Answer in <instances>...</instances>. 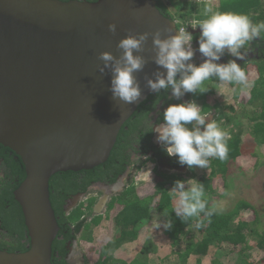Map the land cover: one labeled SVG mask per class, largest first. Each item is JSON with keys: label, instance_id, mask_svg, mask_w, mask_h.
<instances>
[{"label": "water", "instance_id": "95a60500", "mask_svg": "<svg viewBox=\"0 0 264 264\" xmlns=\"http://www.w3.org/2000/svg\"><path fill=\"white\" fill-rule=\"evenodd\" d=\"M109 23L116 24L115 33ZM157 29L161 39L178 32L156 0H0V144L24 167L13 196L29 240L24 252L0 249V264H52L59 227L49 199L50 177L104 163L122 125L155 94L147 79L166 74L155 63L149 35L142 50L134 51L145 59L133 73L141 97L126 104L112 98L113 73L99 71L98 54L109 51L119 58V39Z\"/></svg>", "mask_w": 264, "mask_h": 264}, {"label": "trees", "instance_id": "16d2710c", "mask_svg": "<svg viewBox=\"0 0 264 264\" xmlns=\"http://www.w3.org/2000/svg\"><path fill=\"white\" fill-rule=\"evenodd\" d=\"M167 2L170 6L175 7L176 10L172 12L168 8L169 5L167 6ZM156 5L165 16L177 20V28H188L191 24L196 23L197 20L203 18V10L206 4L181 0H167L166 2L156 0ZM215 10L246 14L254 23L264 21V0H218V6ZM191 34L194 42L199 39V31ZM257 45H259V52H255L258 53V56L248 60V65H252L247 66V68L242 67L246 74L247 83L239 85L240 87H236L233 90L234 106H236L233 107L227 102L221 105V99L218 100V98L210 100V104L202 103L203 112H215L213 114L217 116L216 118L214 116V120L219 125L222 123L223 127L221 126V128L230 135V139L227 140L228 158L223 161L210 158V166L207 169L201 168L202 171L206 170L207 173L203 174L202 172L199 176H196L194 168L189 169L186 165H183L184 173L179 169L174 171L162 170V168L159 169L158 165H155L151 170L157 180L151 195L143 198L139 197L135 194V188L131 182L123 191L115 195L116 197L121 195L122 198V200L119 198L120 200L117 202L119 205L113 203L111 207L112 209L115 206H120L119 211L115 214V219L117 220V234L115 236L123 235L126 229H132L136 235L143 225L149 226L153 234V242H150L151 239L147 238L150 249H144V251L148 255L154 251L157 253L158 249L167 246L169 248V256L172 258L171 262L164 263V256L160 257L158 264H189L190 260L195 261V264H201V259L206 256L211 246H216L219 250L224 251L228 249V253L232 252L234 255L233 264L260 263H253L249 260L250 253L247 241L251 237L256 239V247L264 250V227L263 223L260 222V218H264V215L259 216L253 211L254 216L250 220L242 217L238 218L243 209H253V205L247 200L235 199L233 207L226 211H219L210 218H205L201 214L200 219L203 222L201 227L196 228L197 218L182 221L175 215L172 208L175 206L176 198L170 195V189L174 186V182L177 179L186 181L184 176L186 174L195 178L196 182L203 184L206 197L211 205L216 203V198L230 193L231 185H228V183L231 184L228 176L229 168L232 163L238 162L239 157L246 158L243 162L246 165L249 163L248 166L252 165L253 168L258 166L260 157L264 155V151L258 149L260 144L264 145V34L260 38L251 41L241 51ZM195 47L198 48V45ZM224 56H229V54L225 52ZM193 61L198 64L197 60L193 59ZM234 85L230 84L232 89ZM168 90L171 89L161 90L159 94L149 95L137 106L133 114L120 128L110 155L104 163L87 170L56 172L50 177L49 199L59 227L51 246L52 264H71L65 259L67 241L74 240L76 235L85 229L90 230L92 227L91 222L94 221V218H98V216H94L89 220L95 196L92 197L91 195L87 199L84 208L79 205L69 211V213H66L64 206L66 199L78 193H93V190L90 191L88 188L95 181L113 183L118 175L124 173L128 164L131 163L129 160L131 155L125 154V151L132 143L131 135L137 136L135 133H142L143 136L139 135V137L145 141V149H155V151H158L159 158L168 157L164 147L156 149L151 142V131L149 129L145 131L141 126V120L154 109V105L161 99L167 98ZM148 101L151 102L148 103ZM166 103L167 107L169 104L179 102L169 99ZM162 113L163 111L158 110V121L162 120ZM220 118H222L221 121H219ZM244 120L250 123L245 124ZM245 132L246 134H244ZM243 134L245 137L250 135L248 137L252 138L246 139ZM249 140L255 143V149H258V151L247 152L245 147ZM14 156V152L0 144V157L3 158L5 165L10 170V175L6 174L5 177L0 178V220L1 227L15 239V243L11 241L5 247L7 248L6 250L8 252H24L28 249L29 240L21 207L15 201L13 191L23 180L25 172L20 158L17 156L15 158ZM167 162L174 166L180 165L175 156L169 157ZM151 163V159L139 162L135 159L132 162L133 169L135 168L138 171L141 170V167H147V164ZM157 167L158 171L156 170ZM129 174L131 178L134 175ZM127 195L129 196L126 197ZM165 219L172 221V228H157V224ZM120 220L123 222L121 223ZM127 224L130 226L127 227ZM133 239L131 240L133 241ZM126 241L128 242L129 240L126 239ZM110 243L102 245L101 250L104 252L98 255L94 264L116 263L113 260L112 251L109 250ZM118 243L119 245L117 244L116 248L123 244L120 241ZM5 245L4 241H0V249L3 250L2 246ZM148 245L146 249H148ZM224 245H226L225 249L222 248ZM215 260L212 261L213 264H217ZM261 260L264 261V257ZM139 264H147V261L144 260Z\"/></svg>", "mask_w": 264, "mask_h": 264}, {"label": "clouds", "instance_id": "9594fccd", "mask_svg": "<svg viewBox=\"0 0 264 264\" xmlns=\"http://www.w3.org/2000/svg\"><path fill=\"white\" fill-rule=\"evenodd\" d=\"M174 21L176 24L177 20ZM107 27L110 32H116L115 23H109ZM165 31L171 32L172 29ZM198 31L199 39L194 42L191 33ZM262 34L264 21L254 23L246 14L221 12L211 6H205L202 19L188 28L178 27V32L165 39H161L159 29L151 34L129 33L117 43V47L122 50L121 56L117 58L109 51H101L98 59L103 65L97 67L100 72L105 68H111L113 75L110 91L114 100L126 104L137 103L141 97V89L133 73L143 68L145 59L140 55H134V51H141L142 45L151 35L156 49L155 63L165 68L166 74L157 72L155 80L147 79V86L157 94L170 88L171 98L179 100V103L169 104L164 108L163 122L154 128L151 125L149 131L157 134L158 145L164 147L168 156H175L180 165H186L189 169L193 167L207 169L210 166V158L221 161L228 158L227 140L230 139V135L214 120L215 112H203L202 102L188 99L187 95L208 91L205 82L215 79L218 82L216 84L212 82L210 87L224 86V90L229 91L227 93L234 102L233 90L247 83L242 67L247 68L249 61L240 66L235 59L220 63V58L227 52L229 56L243 59L241 50ZM197 45V50L204 57L203 62L199 64L193 61L197 60L195 57L198 53L195 47ZM230 84L236 86L234 85L232 89ZM217 91L216 88L214 94ZM214 94L207 96L213 100L214 97L211 98V95ZM185 97L189 101L181 102L180 99ZM186 181L177 179L170 189V195L176 198L172 211L182 221L197 218L195 227L199 228L203 222L200 219L201 214L205 218H210L222 211V207L216 203L209 204L202 183L191 178ZM172 226L169 219L157 224V228L164 229H170Z\"/></svg>", "mask_w": 264, "mask_h": 264}, {"label": "rangeland", "instance_id": "374dc122", "mask_svg": "<svg viewBox=\"0 0 264 264\" xmlns=\"http://www.w3.org/2000/svg\"><path fill=\"white\" fill-rule=\"evenodd\" d=\"M166 2L167 0H162ZM184 2H201L203 4H206L205 6H211L214 10L218 6V0H181ZM167 2V6H168ZM170 10L175 11V7H172L169 5L168 7ZM252 65V64H250ZM249 65V66H250ZM214 82L215 84L218 82V80H210L206 81L205 84L208 87V91L204 93H189L187 96L191 97L194 101H201L202 103L210 104L211 101L208 98L207 94H214L215 89L217 88V93L214 95H211V98H219L221 99V105H223L224 102H227L228 104L234 106V102L229 97L230 94L229 91L224 90L225 87H216V85H213L214 87H210L211 83ZM215 88V89H214ZM228 92V93H227ZM172 97V95H171ZM175 98V97H173ZM214 104V103H213ZM212 104V105H213ZM215 107V106H214ZM239 108V107H238ZM222 111V110H221ZM222 118L219 119L221 121ZM245 124H249L247 120H244ZM222 127L223 124L221 123ZM246 134V132L244 133ZM243 134V136H244ZM250 135H247L245 137L246 139H250L252 137H248ZM247 142V141H246ZM262 145V146H260ZM258 146V149H262L264 151V145L260 144ZM255 143L252 140H249L247 143V146L245 149L247 152H254L258 151V149H255ZM263 153V152H262ZM246 158L239 157L238 162L232 163L229 168L228 176L230 177L231 184L228 183V185H231L230 193L226 196H220L219 198H216V204L222 207V211H226L227 209H230L233 207V202L235 199H245L247 200L251 205H253V209H243L238 218L242 217L246 220L252 219L254 216L253 211L256 212V214H259V216L264 215V155L260 157V161L257 164L258 166L252 167L248 166L249 163L246 165L243 161ZM139 161H144L143 158L138 159ZM147 167H141L140 171L136 170L135 174L131 178V183H133V186L135 188V194L139 197L143 198L148 195H151L154 191V185L157 180L155 176H153L152 168L154 164H147ZM246 165V166H245ZM241 166V168H240ZM194 172L196 173V176H199L200 174L207 173L206 170H201V168L193 167ZM186 180L188 179H195L191 177L190 175H184ZM187 176V177H186ZM187 183V181H186ZM130 185V184H129ZM102 193V190L100 191ZM99 194V193H98ZM127 195L126 197H128ZM121 198V195L116 197L112 196L110 201L107 204L106 210L102 209L101 215H98V218H94L92 223V227L89 229H85L84 231H81L76 235L75 241L77 242L76 248H74V256L70 259L71 262H75L77 264H94L98 255L100 253H103L104 251L101 250L102 245H105L108 242L110 243V249L113 253V260L116 262L114 264H139L142 261L146 260L147 264H158V260L160 257L164 256V263H167L168 261L171 262L172 258L169 256V248L163 247L158 249V252L154 251L152 254H148L144 251L150 249L149 243H147V238L151 239L150 242H153V234L147 225H143L141 229L139 230L138 234L135 235V231L132 229H126L124 231L123 235L115 236L117 234V220L115 219V214L119 211L120 206H115L111 209L112 204H118ZM119 205V204H118ZM93 216V214L91 215ZM121 217V216H120ZM121 219V218H120ZM122 223L123 221L120 220ZM260 222L263 223L264 227V218H260ZM140 224V223H139ZM130 226L127 224V227ZM134 238V239H133ZM129 240L128 242L126 241ZM133 239V241L131 240ZM118 241H120L121 246L117 247L119 245ZM248 247H249V260L253 263L264 264V261L261 259L264 257V250H261L256 247L255 242L256 239L249 238L248 239ZM118 244V245H117ZM148 245V249H146V246ZM226 245L222 246L223 249H225ZM116 248V249H115ZM80 252V254L78 253ZM155 253V254H154ZM82 257V258H81ZM233 253H228V249L219 250L216 246H211L208 249V252L206 256H204L201 259V264H213L212 261L216 259L215 261L217 264H233ZM261 260V261H260ZM174 261V260H173ZM99 264V263H98ZM112 264V263H111ZM189 264H195V261L190 260Z\"/></svg>", "mask_w": 264, "mask_h": 264}, {"label": "flooded vegetation", "instance_id": "af4514ba", "mask_svg": "<svg viewBox=\"0 0 264 264\" xmlns=\"http://www.w3.org/2000/svg\"><path fill=\"white\" fill-rule=\"evenodd\" d=\"M198 48H196V51ZM255 51L259 52V45L257 46H253V47H248L245 51H242V55H243V59H238L236 57L233 56H221L220 58V63H226L228 60L230 59H235L236 62L238 64H240L241 66L248 60H250L253 57H257L258 53H256ZM201 54L196 53V59L198 61V64L203 62L204 58H201ZM230 57V58H229ZM236 86V84H235ZM157 94V93H155ZM186 95V93H185ZM188 98H190L189 96H187ZM172 99L171 98V90H168L167 92V98L165 99H161L159 102H157L154 105V109L151 110L145 117H143V119L141 120V126L143 127V130H147L152 127L154 128L157 124L162 123L163 120L158 121V110L163 111L164 108H166V101ZM184 99V100H183ZM181 102H186L189 101L186 97L180 99ZM151 101H148V103H150ZM174 102H179V100H174ZM161 107V108H160ZM151 137L150 140L153 143V145L155 146L156 149H158L159 147H161V145H158V142L156 140V133L154 131H151ZM137 136L131 135L130 138L132 140L131 146L125 151V154L127 155H131L130 156V161L131 163L128 164L126 170L124 171V173L120 174L117 176L116 180L113 183H109L106 181H95L94 183H92V185L88 188L90 191L93 190V193H78V194H74L72 196H70L68 199H66L65 202V210L69 208L68 211H66V213H69V211H71L73 208L82 205V208L85 207L86 203H87V199L92 195V197L95 196V199L92 203L91 206V212L93 215L98 216L101 215V211H97L99 210L101 207H103L104 210H106L107 208V204L110 201L112 196H115L116 194L120 193L121 191L124 190V188L126 186L129 185V182H131V176L129 173H131L132 175L134 174V172L136 171L135 168L133 169V160L135 159H140V158H144V160L146 159H151L152 164L158 165L159 169L162 168V170H181L184 173V166L183 165H178V166H174L173 164H170L167 162V160L169 159L170 156L168 157H163V158H159L158 157V151H155V149H150V148H146L145 149V141L141 140L139 135H141V137L143 136V134H138L135 133ZM15 158L16 155L14 156ZM163 161V162H161ZM153 166V167H154ZM156 170L158 171V167L156 168ZM6 174L10 175V170H8L7 166L5 165L3 158L0 157V178H3L6 176ZM102 190V193H100V191ZM99 193V194H98ZM20 206V205H19ZM102 210V208H101ZM0 241H4L6 243L5 246H2L4 250H6L8 246V244L12 241L13 243H15V239L12 238L2 227H1V220H0ZM77 242L74 240L70 241L68 240L66 243V247H67V255L65 256V259L67 260V262L71 263V264H77L75 262H71L70 259L74 256V248H76ZM80 254V252H78ZM82 258V257H81Z\"/></svg>", "mask_w": 264, "mask_h": 264}, {"label": "bare ground", "instance_id": "6f19581e", "mask_svg": "<svg viewBox=\"0 0 264 264\" xmlns=\"http://www.w3.org/2000/svg\"><path fill=\"white\" fill-rule=\"evenodd\" d=\"M143 159H144V158H143ZM137 160H138V159H137ZM91 215H92V212H91ZM91 215H90V217H89V220H90L92 217H94V216H95V215H93V216H91Z\"/></svg>", "mask_w": 264, "mask_h": 264}, {"label": "built area", "instance_id": "2783aa9c", "mask_svg": "<svg viewBox=\"0 0 264 264\" xmlns=\"http://www.w3.org/2000/svg\"><path fill=\"white\" fill-rule=\"evenodd\" d=\"M183 28V27H182ZM192 47H193V42L191 41Z\"/></svg>", "mask_w": 264, "mask_h": 264}, {"label": "crops", "instance_id": "0c3cea01", "mask_svg": "<svg viewBox=\"0 0 264 264\" xmlns=\"http://www.w3.org/2000/svg\"><path fill=\"white\" fill-rule=\"evenodd\" d=\"M102 209H103V207H101ZM101 208L99 209V210H97V211H100L101 210Z\"/></svg>", "mask_w": 264, "mask_h": 264}]
</instances>
